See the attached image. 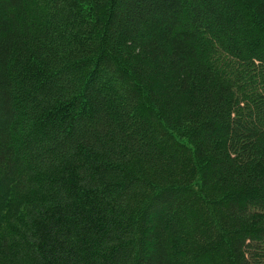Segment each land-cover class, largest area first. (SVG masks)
I'll use <instances>...</instances> for the list:
<instances>
[{
  "label": "trees",
  "instance_id": "obj_1",
  "mask_svg": "<svg viewBox=\"0 0 264 264\" xmlns=\"http://www.w3.org/2000/svg\"><path fill=\"white\" fill-rule=\"evenodd\" d=\"M0 264H264V0H0Z\"/></svg>",
  "mask_w": 264,
  "mask_h": 264
}]
</instances>
